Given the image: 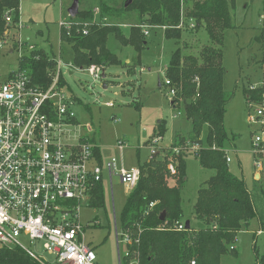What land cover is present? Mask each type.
Segmentation results:
<instances>
[{
	"label": "trees",
	"instance_id": "1",
	"mask_svg": "<svg viewBox=\"0 0 264 264\" xmlns=\"http://www.w3.org/2000/svg\"><path fill=\"white\" fill-rule=\"evenodd\" d=\"M77 1V15L67 14L70 27H60V38L71 45L73 61L78 66L99 64L106 67L107 63H118L117 56L106 46L109 35L139 52L146 45L143 24L163 27L164 37L176 40L190 23L195 30L205 29L207 43L196 51H187L186 44L179 45L165 66L168 90H173L170 104L173 108H181L190 127L185 135L175 132L173 144L180 151L176 155L173 175L166 166V152L161 158L153 157L137 166L139 179L127 194L120 213L122 232L129 237L125 244L129 255L122 257L121 264H128L130 259L138 264H191V261L193 264H220L223 254L236 253L232 243L237 232L247 230L250 219L257 215L244 179L229 171L223 149L228 138L223 118L231 98V93L223 89V39L226 29L235 28L232 13L236 0H97L94 1L97 4L86 7H81V0ZM19 6L20 0H0V38L5 30L6 14L11 17L9 27L16 33ZM95 7L99 8V18H107V24L92 22ZM123 19L131 21L127 34L120 26L128 24ZM83 28L86 34L81 32ZM253 40L264 45V26ZM54 65L53 59L41 50L32 51L21 63L29 69L33 82L44 86L50 82L47 70ZM262 71L264 74V68ZM263 90L256 95L245 88L248 104L252 98H259ZM163 133L164 124L158 122L151 138L162 137ZM191 154L201 167L213 173L197 189L190 216L186 217L182 188L186 181V159ZM94 155L101 164L97 146ZM169 178L173 180L171 184ZM260 191L264 198V188ZM88 205L103 207L102 182L92 190ZM162 212L164 218L160 220ZM186 220L188 228H175ZM254 252L255 264H264V254L258 253L255 247ZM0 264L42 263L16 246L0 248Z\"/></svg>",
	"mask_w": 264,
	"mask_h": 264
},
{
	"label": "rangeland",
	"instance_id": "2",
	"mask_svg": "<svg viewBox=\"0 0 264 264\" xmlns=\"http://www.w3.org/2000/svg\"><path fill=\"white\" fill-rule=\"evenodd\" d=\"M73 0H20L19 24L9 29L11 38L19 35L21 41L36 46L47 57L63 64H73L71 45L60 38L59 21L67 18V9ZM97 0H81V7L97 4ZM264 0H236L232 13L235 28L224 31L223 39V89L231 93L226 105L223 123L228 138L223 145L229 158L228 169L237 177L244 179L251 193L257 215L250 219L248 229L237 232L232 243L235 254L228 251L221 256L220 264H255V252L264 254V166L261 175L254 178L256 159L264 158L261 146L252 144V139L259 133L255 108L264 109V88H261L264 76V45L253 40L260 27L264 26ZM122 31L127 34V28ZM146 45L135 51L129 45H122L113 35L107 38L106 46L119 59L118 63L105 67L104 81H94L84 72L62 66V72L73 93L74 104L71 106L74 119L81 125L80 134L87 135L99 149L102 163L115 158L120 167L131 169L153 157L161 158L166 152L167 169L173 175L176 155L180 151L174 146L175 132L185 135L190 124L183 117L180 109L170 104V86L165 85V71L171 53L180 45L186 44L187 51H196L197 47L208 42L203 27L195 30L185 26L179 40L164 37L162 28H150L145 35ZM27 51L24 47L23 55ZM17 50L0 53V75L18 68L22 59ZM128 59V61H126ZM263 61V62H262ZM144 70L141 71L140 68ZM130 71V73H128ZM106 81L107 87H103ZM159 84H161L159 86ZM260 92L259 98H252L248 104L244 89ZM255 95V96H256ZM112 100L113 106H106L105 101ZM249 105L251 108H249ZM181 107V106H180ZM179 111V112H178ZM249 115L253 117L249 120ZM158 122H163L162 137L151 138ZM90 124L93 132L87 131ZM177 133V132H176ZM205 131L202 137L205 136ZM123 142V149L117 148ZM154 141V142H153ZM204 143V142H203ZM151 149L154 153H151ZM264 150V149H263ZM259 153V155L254 152ZM191 153V152H189ZM213 173L200 166L192 154L186 159V181L182 188L183 209L186 217L190 216L197 189ZM169 184L173 182L169 178ZM103 207L94 208L88 204L81 206L79 221L83 226L85 241L93 249L97 264H119L118 258L125 253V245L120 243L122 229L120 213L127 197L126 186L113 175L111 181L106 171L102 180ZM25 246L45 261L51 256L43 249L41 242Z\"/></svg>",
	"mask_w": 264,
	"mask_h": 264
},
{
	"label": "built area",
	"instance_id": "3",
	"mask_svg": "<svg viewBox=\"0 0 264 264\" xmlns=\"http://www.w3.org/2000/svg\"><path fill=\"white\" fill-rule=\"evenodd\" d=\"M93 11V23H108L106 17L99 18L98 7ZM261 17L263 20L264 14ZM4 20L0 53L17 50L21 52L19 57L23 64V58L37 48L21 41L17 34L11 38V17L6 14ZM59 26L69 29L70 23L67 18L61 19ZM156 27L141 25L144 35ZM81 32L86 34L87 30L83 28ZM24 47L26 55H23ZM54 62V67L47 70L50 82L45 86L35 84L29 69L21 63L5 76L0 75V248L18 246L42 264H97L93 249L85 241L84 228L79 221L80 208L88 204L92 190L103 180L104 171L110 181L113 175L117 176L129 193L136 186L140 170L138 167L124 169L115 158L99 164L94 155L96 145L87 135L80 134L81 125L74 119L71 108L74 97L62 66L84 72L94 81H104L105 66ZM164 84L169 86V81L165 79ZM261 84L264 85V80ZM103 87H107L106 81ZM169 93L172 95L173 90ZM104 104L113 106L114 102L108 100ZM255 114L259 133L253 137L252 144L258 150L261 146L264 151V109L255 108ZM252 119L249 115V120ZM87 131L93 132L90 124ZM123 147V142L119 141L117 148L122 150ZM256 153L259 155L258 151ZM263 160L262 157L256 159L254 178L261 175ZM226 161L229 162L228 157ZM175 226L177 230L185 228L183 222ZM24 240L29 245L40 241L51 256L50 261L36 256L25 246ZM127 242L128 234L122 232L120 243ZM128 255L125 249L122 257ZM121 259L118 258L119 264ZM128 264L138 263L130 259Z\"/></svg>",
	"mask_w": 264,
	"mask_h": 264
},
{
	"label": "water",
	"instance_id": "4",
	"mask_svg": "<svg viewBox=\"0 0 264 264\" xmlns=\"http://www.w3.org/2000/svg\"><path fill=\"white\" fill-rule=\"evenodd\" d=\"M77 12H78V1L73 0L67 9V14L71 17H75L77 15ZM163 218H164V213L162 212L161 215L159 216V219L163 220ZM184 224H185V228L189 227V221L188 220H186Z\"/></svg>",
	"mask_w": 264,
	"mask_h": 264
},
{
	"label": "crops",
	"instance_id": "5",
	"mask_svg": "<svg viewBox=\"0 0 264 264\" xmlns=\"http://www.w3.org/2000/svg\"><path fill=\"white\" fill-rule=\"evenodd\" d=\"M126 61H128V59H126ZM128 73H130V71H128Z\"/></svg>",
	"mask_w": 264,
	"mask_h": 264
}]
</instances>
